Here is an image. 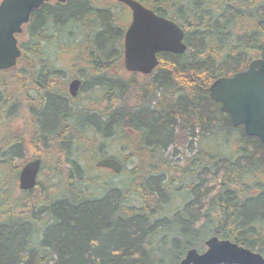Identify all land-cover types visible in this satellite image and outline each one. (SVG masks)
Returning a JSON list of instances; mask_svg holds the SVG:
<instances>
[{
	"label": "trees",
	"instance_id": "trees-1",
	"mask_svg": "<svg viewBox=\"0 0 264 264\" xmlns=\"http://www.w3.org/2000/svg\"><path fill=\"white\" fill-rule=\"evenodd\" d=\"M156 3L158 13L183 29L185 52L159 53L153 76L137 75L125 91L112 94L113 104L95 113L105 137L114 136L111 127L121 124L134 132L126 133L124 180L112 181L113 173L88 175L78 161L80 147L93 154L98 142L80 135L81 111L69 113L67 105L52 101L43 117L35 113L39 128L32 120L30 131L24 116L14 153L6 144L0 149V264H177L187 249L203 250L211 235L264 256V143L233 126L208 95L217 77L264 58V0ZM109 46L116 51L120 45ZM17 79L14 108L24 112L17 105L18 96L23 102L25 95ZM196 129L201 141L214 138L211 146L218 140L220 148L206 152L202 141L196 154L181 155L182 164L162 158L170 145L174 153L192 151L188 137ZM30 139L35 148H26ZM34 157L42 161L37 183L16 194V175ZM186 175L191 179L183 194L187 201L166 214Z\"/></svg>",
	"mask_w": 264,
	"mask_h": 264
},
{
	"label": "flooded vegetation",
	"instance_id": "flooded-vegetation-1",
	"mask_svg": "<svg viewBox=\"0 0 264 264\" xmlns=\"http://www.w3.org/2000/svg\"><path fill=\"white\" fill-rule=\"evenodd\" d=\"M136 1L162 16L156 10L158 0ZM69 7L73 9L71 13L55 16V9ZM132 17L131 8L119 0H44L31 10L21 30L14 34L20 51L15 64L0 69V149L6 144V151L14 153L16 146V78L24 86L23 106L29 131L35 113L43 117L49 104L56 101L67 105L69 113L80 106L83 126L100 132L95 123L96 108H107L112 94L125 91L137 75L150 78L155 72L144 74L124 68V35ZM113 41L120 45L116 51L109 46ZM73 80L78 82L74 95L69 91ZM70 116L73 115L67 118ZM62 127V120H56L57 133L62 132ZM111 128L119 135L128 131L134 134L122 124ZM39 131L41 135L44 129Z\"/></svg>",
	"mask_w": 264,
	"mask_h": 264
},
{
	"label": "water",
	"instance_id": "water-1",
	"mask_svg": "<svg viewBox=\"0 0 264 264\" xmlns=\"http://www.w3.org/2000/svg\"><path fill=\"white\" fill-rule=\"evenodd\" d=\"M44 0H3L0 3V69L15 64L20 51L15 33L28 20L31 10ZM133 13L123 42L124 68L128 71L150 73L158 64L157 53L181 54L187 45L183 29L171 19L159 16L136 0H119ZM77 81L69 85L71 94L77 90ZM209 97L219 102L233 126L241 125L246 135L256 136L264 143V58L249 61L246 69L231 76L217 77L208 88ZM41 165L40 158L25 162L18 173V188L29 190L36 185ZM96 167L119 173L122 164L113 157L98 159ZM205 249L186 250L177 264H264V256L237 242L211 235L204 240Z\"/></svg>",
	"mask_w": 264,
	"mask_h": 264
},
{
	"label": "rangeland",
	"instance_id": "rangeland-1",
	"mask_svg": "<svg viewBox=\"0 0 264 264\" xmlns=\"http://www.w3.org/2000/svg\"><path fill=\"white\" fill-rule=\"evenodd\" d=\"M22 97L18 96V103L17 105H19V107L21 108V106L23 107V102L21 101ZM112 103V102H111ZM124 102H119L117 103V106H121V104H123ZM113 104V103H112ZM112 104H110V106H112ZM68 107V106H67ZM82 110V108L80 106H76L74 108V112L75 111H78L80 112ZM98 111V109L96 108V112ZM82 112V111H81ZM14 117H15V122H14V126H15V129L16 131H19L24 123V112L22 109H19L18 107L17 108H14ZM23 113V114H22ZM22 114V115H21ZM102 114H104V112H102ZM38 114H36L37 116ZM34 117L36 118L35 121H34V126L35 128H39L38 127V119L37 117ZM102 131V130H101ZM92 132V131H89V129L87 127H81V131H80V135L81 136H89L90 138L91 137H95V139L98 140V142L94 143V150H93V154H90V153H87V152H84L83 148L80 147L79 148V154H80V159H78V161L81 163L82 167L87 171V174L88 175H91L93 177H96V175H100V176H104V177H111L113 174L115 176H113L111 178L112 181H122L124 180L126 174L125 173H120V174H115L113 173L112 171L106 169V168H100V167H96L94 165V163L99 159V158H102V157H105L104 155L102 154H106V156H114L116 157L117 159H121L124 157V155H126L127 153H129L130 151L127 149V147H124V145L127 144L128 142V136H126V133L123 132V135H119L118 133H115L114 132V136H110V137H105L103 135V132ZM178 132V129L176 128L174 130V133H177ZM93 135V136H92ZM204 135L207 136V132H204ZM209 135V134H208ZM201 132L198 131V129L194 130V134L191 135V137H188V140H191L192 141V145H193V149L192 151L191 150H183L182 149H178L179 152L177 153H174L173 152V147L170 145V146H167L165 148V150L162 151V158H165L169 161L170 164H182V154H185L187 156H192L194 154H196L198 152V149H199V146L200 144L202 143L203 141V147H204V150L206 152H214L216 150H218L220 148V143L218 142V140L216 141L215 145H212L210 144V142L214 139V138H211L209 140H203L201 141ZM218 139H221L220 136H217ZM133 140V139H132ZM31 141H33V139H30L28 145L26 146V148H35V144ZM228 141H230L231 144H233L235 142V140L233 138H230ZM22 143H24L22 141ZM80 142H78L79 144ZM73 143H72V147H73ZM224 152L226 151L223 150ZM181 152V153H180ZM122 161V159H121ZM128 165L130 166L131 163H132V160L128 161L127 162ZM147 168H150V165L147 166ZM113 173V174H112ZM102 179H99L98 178V182H101ZM191 181L190 179V176L188 177V175L185 176V179H184V182H182L181 184H179L180 186L176 189V186H175V196H173V200L169 203V205L165 208V211H166V214L167 212H172L173 210H179L183 204L187 201V198H184L183 194H184V189H185V185L187 183H189ZM17 175H16V179H15V193L17 194L20 190L18 189L17 187ZM0 183H1V173H0ZM86 189V188H85ZM87 190V189H86ZM190 199V197L188 198ZM131 201L135 202V203H138L137 199L135 198L134 195H132L131 197Z\"/></svg>",
	"mask_w": 264,
	"mask_h": 264
},
{
	"label": "bare ground",
	"instance_id": "bare-ground-1",
	"mask_svg": "<svg viewBox=\"0 0 264 264\" xmlns=\"http://www.w3.org/2000/svg\"><path fill=\"white\" fill-rule=\"evenodd\" d=\"M249 63V62H248ZM248 65V64H247ZM220 109V108H219ZM221 111V110H220ZM245 133V132H244ZM37 158V157H36Z\"/></svg>",
	"mask_w": 264,
	"mask_h": 264
}]
</instances>
